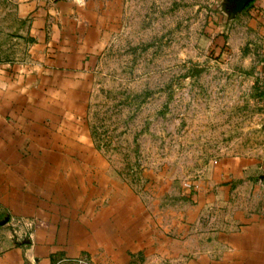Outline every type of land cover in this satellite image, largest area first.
I'll use <instances>...</instances> for the list:
<instances>
[{"label": "crops", "instance_id": "1", "mask_svg": "<svg viewBox=\"0 0 264 264\" xmlns=\"http://www.w3.org/2000/svg\"><path fill=\"white\" fill-rule=\"evenodd\" d=\"M0 1L21 48L0 57V222L18 221L0 223V264H264V143L187 185L150 180L149 201L96 148L94 73L132 0ZM215 2L211 62L258 94L264 117V0Z\"/></svg>", "mask_w": 264, "mask_h": 264}, {"label": "rangeland", "instance_id": "2", "mask_svg": "<svg viewBox=\"0 0 264 264\" xmlns=\"http://www.w3.org/2000/svg\"><path fill=\"white\" fill-rule=\"evenodd\" d=\"M139 1L128 2L100 58L88 121L112 176L149 201L150 180L187 185L223 153L260 149L264 117L258 94L247 96L242 81L211 62V35L203 29L218 22L216 0H174L173 7L170 0ZM10 8L0 1L3 58L21 50L7 41L16 22L1 13Z\"/></svg>", "mask_w": 264, "mask_h": 264}, {"label": "built area", "instance_id": "3", "mask_svg": "<svg viewBox=\"0 0 264 264\" xmlns=\"http://www.w3.org/2000/svg\"><path fill=\"white\" fill-rule=\"evenodd\" d=\"M261 78H262V81L264 82V71L261 73ZM263 184H264V181H263ZM7 222H10L11 226L17 227V222H18L17 219L8 217L6 223Z\"/></svg>", "mask_w": 264, "mask_h": 264}, {"label": "water", "instance_id": "4", "mask_svg": "<svg viewBox=\"0 0 264 264\" xmlns=\"http://www.w3.org/2000/svg\"><path fill=\"white\" fill-rule=\"evenodd\" d=\"M201 71H202V68H195L193 73H199ZM7 219H8V216H5L4 219L0 223H2V224L6 223Z\"/></svg>", "mask_w": 264, "mask_h": 264}, {"label": "clouds", "instance_id": "5", "mask_svg": "<svg viewBox=\"0 0 264 264\" xmlns=\"http://www.w3.org/2000/svg\"><path fill=\"white\" fill-rule=\"evenodd\" d=\"M81 2H82V0H81Z\"/></svg>", "mask_w": 264, "mask_h": 264}]
</instances>
